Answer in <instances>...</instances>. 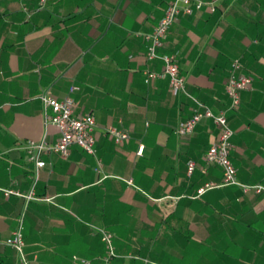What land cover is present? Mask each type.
I'll use <instances>...</instances> for the list:
<instances>
[{
  "label": "crops",
  "instance_id": "obj_1",
  "mask_svg": "<svg viewBox=\"0 0 264 264\" xmlns=\"http://www.w3.org/2000/svg\"><path fill=\"white\" fill-rule=\"evenodd\" d=\"M169 1L52 0L37 9V0H0V188L36 197L0 191V264H24L3 244L20 218L26 264H72V255L97 264L104 248L89 224L113 234L111 264H264V191L226 185L196 196L222 182L221 168L204 161L218 128L203 118L175 133L193 103L173 96L166 78L145 82V71L162 70L145 58V35ZM205 1L215 10L180 16L158 52L175 55L191 94L225 112L237 181L264 187V0ZM234 58L252 82L230 109ZM42 91L93 114L95 156L71 145L66 157L43 153L40 168L28 158V140L59 136L43 124ZM109 126L128 138L116 142Z\"/></svg>",
  "mask_w": 264,
  "mask_h": 264
},
{
  "label": "built area",
  "instance_id": "obj_2",
  "mask_svg": "<svg viewBox=\"0 0 264 264\" xmlns=\"http://www.w3.org/2000/svg\"><path fill=\"white\" fill-rule=\"evenodd\" d=\"M52 0H37V9L45 8ZM216 6L213 1L205 0H170L164 10L162 17L153 27L152 31L145 35L148 41L145 58L147 60L159 59L162 62V70L160 72L145 71V82H149L154 78H166L168 86L173 96L184 95L193 103L192 114L189 118L179 122L175 128V133L179 135L188 134L198 121L203 118L211 119L217 126L218 132L215 141L209 146L204 161L206 164H215L222 170V182L215 184L206 182L196 190V196L203 194L205 191L226 185H239L244 191L254 190L255 192L264 191L261 185H247L237 181L236 168L231 161L230 151L232 148L231 138L234 133L229 126L224 111L214 112L201 100L191 94L186 88L184 76L181 74L176 57L171 53H159L158 49L163 46V39L169 28L178 20L180 16L193 15L194 13L206 9L213 12ZM241 62L238 58H234L230 62L228 68V76L225 86V93L230 100L229 108L237 109L240 104V93L249 89L252 79L250 76L240 72ZM76 87H72L73 90ZM42 103L43 124L54 125L58 132V139L54 143H49L43 137L39 141L28 140L24 146L28 153V158L35 163L37 168L44 166L41 159L43 153L54 152L66 157L69 154V147L77 145L86 153L95 156V135L94 126L95 119L92 113H84L82 115L74 114V101L69 96L63 99H56L51 96L48 91H42L38 95ZM106 132L110 134L116 142L128 138V133L116 127L109 126ZM144 146L141 144L137 148V153L141 154ZM195 163L188 160L186 163V172L190 175L193 172ZM96 171H100V163L97 161ZM130 182V181H129ZM5 196L11 194L23 196L26 199H34L33 191L27 194H21L11 188H0ZM45 201H51V198H43ZM89 227L98 235L103 244L104 252L97 259V264H111V261L118 256L116 253L113 234L103 227L89 224ZM22 218H20L17 227L3 241V244L12 247L20 255L26 264L23 254L24 240L22 234ZM72 264H93L92 260L72 255Z\"/></svg>",
  "mask_w": 264,
  "mask_h": 264
},
{
  "label": "trees",
  "instance_id": "obj_3",
  "mask_svg": "<svg viewBox=\"0 0 264 264\" xmlns=\"http://www.w3.org/2000/svg\"><path fill=\"white\" fill-rule=\"evenodd\" d=\"M229 66H230V65H229ZM228 68H229V67H228ZM187 161H188V160H187ZM187 161H186V163H187ZM194 168H195V167H194ZM193 170H194V169H193ZM191 174H192V173H191ZM191 174H190V175H191Z\"/></svg>",
  "mask_w": 264,
  "mask_h": 264
}]
</instances>
